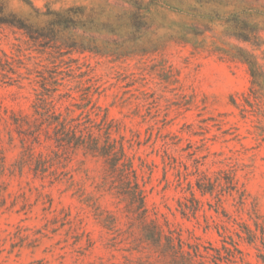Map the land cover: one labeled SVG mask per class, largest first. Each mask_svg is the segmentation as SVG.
Wrapping results in <instances>:
<instances>
[{"label": "clouds", "instance_id": "9594fccd", "mask_svg": "<svg viewBox=\"0 0 264 264\" xmlns=\"http://www.w3.org/2000/svg\"><path fill=\"white\" fill-rule=\"evenodd\" d=\"M0 264H264V0H0Z\"/></svg>", "mask_w": 264, "mask_h": 264}]
</instances>
